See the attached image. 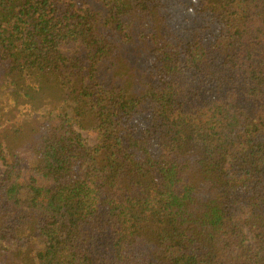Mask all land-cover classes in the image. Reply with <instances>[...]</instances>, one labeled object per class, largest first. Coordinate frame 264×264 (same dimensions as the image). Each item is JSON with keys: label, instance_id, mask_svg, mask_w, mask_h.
I'll list each match as a JSON object with an SVG mask.
<instances>
[{"label": "trees", "instance_id": "obj_1", "mask_svg": "<svg viewBox=\"0 0 264 264\" xmlns=\"http://www.w3.org/2000/svg\"><path fill=\"white\" fill-rule=\"evenodd\" d=\"M0 264H264V0H0Z\"/></svg>", "mask_w": 264, "mask_h": 264}]
</instances>
